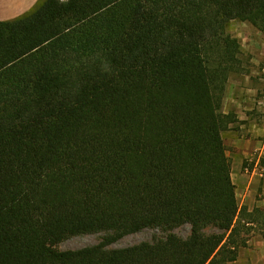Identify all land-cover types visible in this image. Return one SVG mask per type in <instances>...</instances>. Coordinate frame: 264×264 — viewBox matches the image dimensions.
Listing matches in <instances>:
<instances>
[{"label":"trees","instance_id":"16d2710c","mask_svg":"<svg viewBox=\"0 0 264 264\" xmlns=\"http://www.w3.org/2000/svg\"><path fill=\"white\" fill-rule=\"evenodd\" d=\"M236 20L264 33V0H45L0 22V264L238 259L250 214L222 112L246 71ZM145 229L166 236L108 248Z\"/></svg>","mask_w":264,"mask_h":264},{"label":"crops","instance_id":"0c3cea01","mask_svg":"<svg viewBox=\"0 0 264 264\" xmlns=\"http://www.w3.org/2000/svg\"><path fill=\"white\" fill-rule=\"evenodd\" d=\"M40 2L0 0V22L21 17ZM249 80L248 76H231L229 79L222 112L235 116L237 123L232 124L223 137L226 146L234 152L232 178L239 205L250 214L245 217L248 220L245 225H259L264 232V129L255 124L254 115L260 114L261 107L257 100L258 89L250 86ZM231 264H264V234L259 232L253 233L251 238L248 236L246 247L240 248L238 259Z\"/></svg>","mask_w":264,"mask_h":264},{"label":"rangeland","instance_id":"374dc122","mask_svg":"<svg viewBox=\"0 0 264 264\" xmlns=\"http://www.w3.org/2000/svg\"><path fill=\"white\" fill-rule=\"evenodd\" d=\"M44 1L45 0H41L39 4L43 3ZM228 33L232 37L236 38L241 44L243 51V65L246 70L244 73H237L231 76L234 78H245L248 76L250 79L248 81L250 86L258 89L257 100L261 107V111L259 115H254V120L256 126L262 127L264 129V33L260 32L250 23L239 20L230 23L228 26ZM228 131L226 132L227 134ZM233 153V150L228 148V156L232 161V165L234 162V158L232 157ZM233 173L234 175L236 174L234 171ZM246 222H248L247 219L243 220L242 223L245 224ZM244 228V233H247V235L243 233V236H246V238L248 236L251 238L253 233L260 232L264 234V232H261L259 225H245ZM173 233L182 239H187L191 236V226L184 225L178 227L173 231ZM205 233L207 235H212L218 233V230L215 227H209L205 230ZM109 235L110 234L107 232H102L71 237L61 243L58 246V250L61 252H68L94 247L105 242ZM165 236L166 234L158 229H145L136 234L127 235L117 240L108 248L114 250L138 246L144 243H153Z\"/></svg>","mask_w":264,"mask_h":264}]
</instances>
